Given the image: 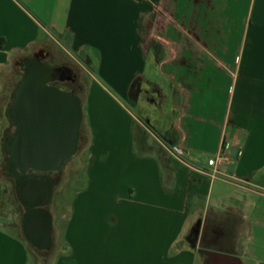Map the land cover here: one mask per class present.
<instances>
[{"label":"crops","instance_id":"0c3cea01","mask_svg":"<svg viewBox=\"0 0 264 264\" xmlns=\"http://www.w3.org/2000/svg\"><path fill=\"white\" fill-rule=\"evenodd\" d=\"M55 50L94 68L91 91L86 103L84 84L52 79L45 86L66 100L13 119L11 135L29 133L32 152L66 157L31 166L55 183L45 204L30 207L12 173L20 210L0 226V264H35L31 249L55 243L54 264H264V0H0V72L20 70L10 107L16 94L32 104L20 62L57 67ZM224 142L240 152L213 174L207 161ZM74 157L84 180L61 221L49 205ZM33 209L51 216L46 248L28 235Z\"/></svg>","mask_w":264,"mask_h":264},{"label":"rangeland","instance_id":"374dc122","mask_svg":"<svg viewBox=\"0 0 264 264\" xmlns=\"http://www.w3.org/2000/svg\"><path fill=\"white\" fill-rule=\"evenodd\" d=\"M81 59V58H80ZM82 60V59H81ZM51 64L65 66V63H69L75 66L72 76V82L82 83L86 86V89L82 91V96L85 102H88V95L91 91L89 89V74L86 72L88 67L94 72V68L91 65L82 68L70 60L69 56L60 50H55L54 55L48 60ZM84 64V63H83ZM17 63L13 61L7 68L0 72V81L3 83L2 88L0 86V226L7 225L9 219L16 218L19 213L20 207L18 201L15 199V188L13 184V174L11 170L5 169V163L10 158V149L8 147L7 139L12 134V129L14 126V121L10 113V102L12 101L14 95V88L17 85V81L20 78V70L17 67ZM71 81V80H70ZM68 80V82H70ZM67 83V82H65ZM65 87V85H63ZM129 109L136 115L141 117L140 107H136L132 103L126 102ZM155 134L161 137L160 133L151 127ZM140 140L141 134L138 133ZM150 143L155 145L161 150V155H163L164 148L162 145L164 143H159L154 136H149ZM77 157H74L62 170L57 173L58 184L55 186V196L53 201L49 205L50 211L53 215L59 217L61 221L67 214L70 207L71 198L74 192H76L81 184L83 183V168L81 165L72 166L74 162L77 161ZM6 222V223H5ZM58 257V243H55L53 247L48 251H37L36 249H31V261L35 264H54Z\"/></svg>","mask_w":264,"mask_h":264},{"label":"water","instance_id":"95a60500","mask_svg":"<svg viewBox=\"0 0 264 264\" xmlns=\"http://www.w3.org/2000/svg\"><path fill=\"white\" fill-rule=\"evenodd\" d=\"M39 68V72L28 71L23 80V84L27 87L22 88V95L27 99L32 100V104L21 105L24 112L28 115L35 112L40 117H45L46 114L53 113L52 103L65 101L67 96L58 94L57 89L53 87H46L45 84L52 80V71L54 67L47 65L46 63L38 60L36 57L28 59L24 62V67L30 70L32 67ZM70 118L74 121L76 113L73 111L66 112ZM74 123V122H73ZM40 129H45L43 123H41ZM71 135L69 145L73 148V135L74 128L71 126ZM21 137L19 144H21V150L15 152V169L13 173L18 177L20 191L30 202L29 206L33 207L38 203H48L53 187L54 181L46 176H40L33 173H29L32 165L40 167H46L54 163H59L66 155L52 154L45 152H32L31 144L34 143L28 135ZM49 142L43 138L36 141V143L46 144ZM17 166L20 168L17 173ZM36 171L50 172L46 169H36ZM51 223L52 219L50 214L45 209H33L30 211L26 218V227L30 239L40 248H46L51 243Z\"/></svg>","mask_w":264,"mask_h":264},{"label":"flooded vegetation","instance_id":"af4514ba","mask_svg":"<svg viewBox=\"0 0 264 264\" xmlns=\"http://www.w3.org/2000/svg\"><path fill=\"white\" fill-rule=\"evenodd\" d=\"M38 60H40V57H36ZM75 69L74 65H71L69 63H65V66H57L54 67L51 75H52V79L56 82L58 80H62L64 82H68V80L70 81L69 83H72V79L73 76L71 73H73ZM25 70L28 71H32V72H36L38 73L40 70L39 68H34V66L30 69L27 70L25 67ZM74 83V82H73ZM27 86H25L24 84L22 85V88H25ZM22 91V89H21ZM21 109L23 110V107H21V104H17V94H16V100L15 102L11 105L10 107V113L11 116L13 117V119L15 120V122L17 123V113H19L21 111ZM20 137L17 138V131L9 136V138L7 139V143H8V147L10 149V158L8 159V161L6 162L7 167L11 170V173H13L14 169H15V161H14V157H15V152H17L18 150L21 149V144H19Z\"/></svg>","mask_w":264,"mask_h":264},{"label":"built area","instance_id":"2783aa9c","mask_svg":"<svg viewBox=\"0 0 264 264\" xmlns=\"http://www.w3.org/2000/svg\"><path fill=\"white\" fill-rule=\"evenodd\" d=\"M233 150L236 151L237 153L240 152V148L238 146L232 145L228 142H224L219 153L216 156L208 159L207 163H208V166H210L212 168L213 174L219 172V166L223 162L231 160V155H232L231 152ZM169 152L173 156H175L181 160H184V158H183L184 151L180 145H175V146L169 148Z\"/></svg>","mask_w":264,"mask_h":264},{"label":"trees","instance_id":"16d2710c","mask_svg":"<svg viewBox=\"0 0 264 264\" xmlns=\"http://www.w3.org/2000/svg\"><path fill=\"white\" fill-rule=\"evenodd\" d=\"M20 66H22V67L24 66V61H23V60H22V62H20ZM5 169L8 170V171L10 170V169L7 167L6 163H5Z\"/></svg>","mask_w":264,"mask_h":264}]
</instances>
